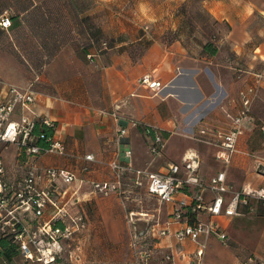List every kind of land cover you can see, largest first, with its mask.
I'll return each mask as SVG.
<instances>
[{
    "label": "crops",
    "instance_id": "1",
    "mask_svg": "<svg viewBox=\"0 0 264 264\" xmlns=\"http://www.w3.org/2000/svg\"><path fill=\"white\" fill-rule=\"evenodd\" d=\"M194 1L201 6L198 15L203 13L218 22L216 56L203 54L212 33L205 28L206 19H196ZM97 3L106 11L102 30L112 44L109 53L95 62L93 94L82 80L79 81L75 69L74 81L59 82V88L52 93L35 91L37 101L29 113L31 119L43 117L56 122V136L65 142L68 152L82 156L93 154L96 162L89 164V171L85 172L84 161L45 155L38 160L39 165L74 168L72 170L82 177L94 175V182L98 183L113 179L109 163L115 159L126 162L127 150L133 152L132 162L136 168H150L155 173H165L170 164L184 165L185 157L194 153L199 157L198 173L204 182L226 172L230 190L225 195L227 201L246 187H264V170L260 172L264 167V0H98ZM67 63L58 56L54 66H50L49 75L58 70L60 74H70L72 70ZM146 75L162 82L163 88L152 92L141 86L140 79ZM23 77L24 83L17 86L32 89L27 74ZM242 92L252 99L251 112L243 123L238 152L231 164L226 165L216 158L220 143L217 132L228 131L233 119L240 114ZM20 117L21 111H18L14 119ZM144 127L167 134L161 155L151 154L152 139L145 134ZM205 128L214 130L215 135L202 139L200 131ZM122 129L128 131L124 137L119 135ZM19 154L18 150L13 165L28 171L27 159L19 158ZM4 163L10 178L5 160ZM25 178L9 181L18 185ZM39 185L45 187V179ZM143 192L135 189L128 192L129 196L123 197V205L126 207L132 198L138 201ZM187 192L194 194L193 189ZM74 197L66 193L64 199L72 203ZM203 197L204 205L209 206L215 194L207 190ZM102 205L106 216H117L112 199H97L100 214ZM81 207L85 212L84 206ZM131 212L140 217L137 226L139 223L146 226L145 229L135 228L137 234L146 236L142 244L155 241V248L169 256V264H196L194 256L200 244L206 245L204 264H242L228 242L248 248L264 264V224L262 227L252 225L256 220L253 213L246 211L233 218H216L227 234L226 242L216 236L202 237L199 242L188 240L184 247L177 249L173 247L175 239L160 235L170 226L171 205L164 204L153 214L129 210ZM195 217L203 222L211 218L206 210ZM171 226L175 231L182 227L177 223ZM110 237L117 238L115 234ZM89 239L91 235L86 231L73 242L82 245ZM71 243L65 248V264H69L66 252ZM80 248L83 259L71 263L94 264L92 259L86 258L83 246ZM132 256V264H144L137 262L133 253ZM0 264L25 263L19 254L11 256L3 251ZM147 264H152V259Z\"/></svg>",
    "mask_w": 264,
    "mask_h": 264
},
{
    "label": "built area",
    "instance_id": "2",
    "mask_svg": "<svg viewBox=\"0 0 264 264\" xmlns=\"http://www.w3.org/2000/svg\"><path fill=\"white\" fill-rule=\"evenodd\" d=\"M12 26V18L7 14L3 15L0 28L9 30ZM140 84L152 92H158L163 88L162 82L151 75L142 77ZM242 99L243 108L233 119L231 128L226 132H217L220 143L216 158L226 165L231 164L238 152L243 123L251 112L252 99L245 92H242ZM36 101L37 93L31 88L20 89L0 80V232L16 245L17 252L25 264H65L66 246L88 229L86 216L73 213L64 199L66 191L63 190V186L75 184L78 181V174L69 168L42 167L38 160L45 155H56L84 161L87 165L83 170L88 172L89 164L96 162V158L93 154L82 156L68 152L65 142L56 135L47 149L33 145V130L35 120L38 118L31 119L29 113ZM18 111H21V117L15 120L14 115ZM45 123L53 125V121L49 119H45ZM214 133V130L205 128L200 131V136L204 139L214 136ZM127 134L126 129L119 132L120 137ZM164 143V138L157 132L150 144V151L154 157L162 154ZM9 145H15L21 156L27 159V176L24 182L18 185L7 180L2 152ZM132 156L133 152L127 150L126 162L115 159L109 163L113 179L94 183L96 193L104 197L117 194L123 198L128 192L125 189V181L130 177L129 184L133 189L144 190L150 196L156 197L161 204L173 207L168 225L181 224L182 227L176 233L180 242L185 240L199 242L202 237L208 239L212 236L226 242L227 234L216 222V218L241 216L244 209L252 208V202L264 204V187L259 189L246 187L234 193L227 201L225 195L230 190L226 172L218 173L208 183L204 182L198 173L199 157L194 153L185 157L184 165L170 164L165 173H155L150 168H136ZM42 179H45V187L39 185ZM191 189L194 194L187 192ZM207 190L215 194L209 206L204 205L203 194ZM202 210L209 212L210 220L207 222L197 220L192 223V216H198ZM189 212L192 216L187 215ZM136 215V212H131L129 221L133 222ZM160 235L167 236L168 231L164 229ZM145 237L143 234L132 236L130 247L137 262L147 264L152 252L141 248ZM205 249L206 245L200 244L196 252V264H202ZM2 252L0 248V257Z\"/></svg>",
    "mask_w": 264,
    "mask_h": 264
},
{
    "label": "rangeland",
    "instance_id": "3",
    "mask_svg": "<svg viewBox=\"0 0 264 264\" xmlns=\"http://www.w3.org/2000/svg\"><path fill=\"white\" fill-rule=\"evenodd\" d=\"M36 1L39 6H42L44 2L48 0ZM66 1L67 0H53L50 2V8L57 7L56 9H62L61 13L57 11L54 12V20L61 19L57 28H59L60 40L63 42H42L39 36L34 33L32 26L26 23V21L21 28L15 31H3L0 28V80L18 87L17 85H19V83H24L23 80H25V78L23 74L26 73L29 78L28 81L32 85L34 91L52 93L56 88H59V82H72L75 79V74H78L79 81L82 80L86 89L93 94L94 85L96 84L95 73L97 72V70L94 69L96 66L95 62L99 57H102L107 52L109 53L108 50L112 43L105 40V37V39H100L98 34L94 32L89 25L95 22L98 26L100 25L102 27V25L106 23L104 19L106 17V11L103 7L99 6L100 3H97L98 0H78L80 7L85 10L78 18L75 11H71L70 8L65 6L63 8L62 4H68V1ZM19 2L20 0H0V20L5 14L11 17L21 12ZM60 4L61 7H59ZM192 7L195 9L196 19H207L205 14H197V11L201 12L200 4L194 1ZM87 17L90 19H86ZM211 24H213L212 21H209L210 26ZM53 26L54 25H52V27ZM85 29L88 30L94 38H91L90 35L85 32ZM98 39H100L101 42H97ZM54 45L61 46V48L55 56H50L54 50ZM86 49L91 51V57L86 56ZM60 55L65 61H68L67 66L70 71L72 70L71 73L66 74L63 72L60 74V70H58L57 72L55 71L54 75H49L50 66L52 67L56 58ZM72 60L75 61L72 63L70 62ZM75 69L78 70H76V73ZM89 95L94 98V95ZM17 153L18 148L15 145H9L3 151V158L10 172V178L16 181L22 180L27 175L26 168L19 170L13 165L17 158ZM263 170L264 167H261L260 172L262 173ZM10 178L8 175L7 180L9 181ZM94 183H96L94 182V175L91 177H82L78 173V181L71 186L64 187L68 197L70 195L75 196V200L72 203L68 202L72 212L84 214V216L86 214L87 231L91 235V239L87 242L85 241L82 245L78 241L71 243V248H68V250H70L66 252V257L69 259L68 262L72 264L71 262H80L83 259V250L80 248L83 246L86 252V258L88 260L92 259L94 264H132L133 256L130 247L132 236L137 234V229L135 232L136 227H138V229H145L146 226L142 225V223H139L140 225L137 226V219L140 218L137 217V215L134 221L130 222L129 210L145 211L153 214L156 210L161 209L164 204H161L156 197L149 196L143 192L138 201H134L132 200L134 198H132L127 202L125 207L123 205V198L117 194H112L108 197L99 196L94 189ZM128 196V194H125L123 197ZM97 199H104V201L112 199L116 204V206L112 208L114 209L113 211L117 213V216L114 218L106 216L107 212L104 205L100 206L103 207V212L100 214L98 211L99 209L96 207ZM81 205L84 206L83 209L85 212H82ZM246 211L248 213H253L254 218H256L252 225H256L257 227L263 226L264 205L261 206V204L257 202H252V208L243 210L244 213H246ZM166 230L168 231V236L175 239L174 248L178 249L184 247L185 244L188 243V240L180 242L177 239V231H175L171 225L166 228ZM110 234H115L117 238L112 239ZM230 244L231 243L228 242L227 245L231 248ZM262 244L264 245V242ZM240 246L243 247L242 245ZM141 248L152 252V264H163L166 261L167 264H169V256L155 248V241L150 240L146 245L142 244ZM245 249L249 252H243V255L238 256L242 264H263L260 257L252 252L250 253L248 248ZM195 256L194 260H197ZM202 264H204V259L202 260Z\"/></svg>",
    "mask_w": 264,
    "mask_h": 264
},
{
    "label": "trees",
    "instance_id": "4",
    "mask_svg": "<svg viewBox=\"0 0 264 264\" xmlns=\"http://www.w3.org/2000/svg\"><path fill=\"white\" fill-rule=\"evenodd\" d=\"M53 0H48L44 2V5L39 6L36 0H20L19 5L21 12H19L16 15L11 16L13 21V26L10 30L15 31L23 26V23L26 21V23H29L30 26H32V29L34 33L39 36V38L42 40V42H63L60 40L59 36V26L60 24V18L54 20L55 14L54 12H62L61 8L56 9L57 7L50 8V2ZM68 4H62L63 8L68 7L71 9V11H75L78 18L85 12L84 8H81L79 5L78 0H67ZM66 1V2H67ZM61 7V4L60 6ZM207 19L205 20V23L207 24L205 28L207 31L211 32V37L208 39L207 43L203 47V54L208 56H216L218 54V47L215 42L218 41V35L217 30H219L218 22L212 21L208 16L206 15ZM90 19V18H86ZM91 21V20H90ZM209 21L213 24L211 26L209 25ZM52 25H54L52 27ZM94 32L98 34L100 39L105 37V34L102 30V27L94 22V24L89 25ZM3 30V29H2ZM86 30V29H85ZM4 31V30H3ZM90 35L91 38H94L88 30L85 31ZM106 38V37H105ZM104 38V39H105ZM98 39L97 42H101V40ZM107 40V39H105ZM107 42V41H105ZM61 46H53V51L50 56H55V54L60 50ZM86 56H92L91 51L88 49L85 50ZM57 131V124L56 122H53L52 126H49L45 123V118L40 117L35 120V127L33 130V137H34V143L33 145L39 146L40 148L47 149L50 146L51 141L54 139ZM143 131L145 134H147L151 139L155 137V134L158 132L156 129L152 127H144ZM159 133V132H158ZM264 133V132H263ZM161 136L165 139H167V134L160 133ZM21 153L19 154V158H22ZM131 178H126L125 181V189L128 192L133 191L134 189L130 186ZM131 190V191H130ZM126 194H129V193ZM264 204H261L263 206ZM187 215L192 216V213L189 212ZM191 222L197 221L195 216H192ZM232 250L238 255H243V252H249L244 247H241L238 244L231 243ZM0 248L6 252L7 254L14 256L18 254L17 247L12 243V240L6 236L2 232H0Z\"/></svg>",
    "mask_w": 264,
    "mask_h": 264
}]
</instances>
